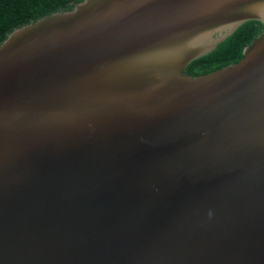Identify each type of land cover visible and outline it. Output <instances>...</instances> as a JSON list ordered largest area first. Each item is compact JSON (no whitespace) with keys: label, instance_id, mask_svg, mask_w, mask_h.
Masks as SVG:
<instances>
[{"label":"water","instance_id":"obj_1","mask_svg":"<svg viewBox=\"0 0 264 264\" xmlns=\"http://www.w3.org/2000/svg\"><path fill=\"white\" fill-rule=\"evenodd\" d=\"M253 20L238 62L184 73ZM0 264H264V0H83L10 32Z\"/></svg>","mask_w":264,"mask_h":264},{"label":"trees","instance_id":"obj_2","mask_svg":"<svg viewBox=\"0 0 264 264\" xmlns=\"http://www.w3.org/2000/svg\"><path fill=\"white\" fill-rule=\"evenodd\" d=\"M83 0H0V44L16 28L33 23L54 12L72 10ZM259 21H246L206 55L193 60L184 73L206 75L238 62L243 49L261 33Z\"/></svg>","mask_w":264,"mask_h":264},{"label":"flooded vegetation","instance_id":"obj_3","mask_svg":"<svg viewBox=\"0 0 264 264\" xmlns=\"http://www.w3.org/2000/svg\"><path fill=\"white\" fill-rule=\"evenodd\" d=\"M217 36V35H216Z\"/></svg>","mask_w":264,"mask_h":264}]
</instances>
